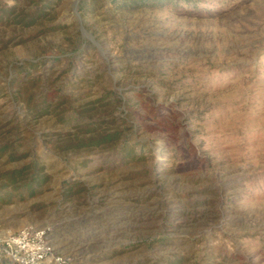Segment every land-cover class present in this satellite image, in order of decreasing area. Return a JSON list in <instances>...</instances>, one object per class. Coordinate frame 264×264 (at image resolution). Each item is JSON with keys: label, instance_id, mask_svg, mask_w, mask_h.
Instances as JSON below:
<instances>
[{"label": "rangeland", "instance_id": "374dc122", "mask_svg": "<svg viewBox=\"0 0 264 264\" xmlns=\"http://www.w3.org/2000/svg\"><path fill=\"white\" fill-rule=\"evenodd\" d=\"M27 230L41 264H264V0H0V264Z\"/></svg>", "mask_w": 264, "mask_h": 264}, {"label": "built area", "instance_id": "2783aa9c", "mask_svg": "<svg viewBox=\"0 0 264 264\" xmlns=\"http://www.w3.org/2000/svg\"><path fill=\"white\" fill-rule=\"evenodd\" d=\"M39 234L23 231L11 235L3 241L2 251L12 262L17 264H41L48 256V252L36 243Z\"/></svg>", "mask_w": 264, "mask_h": 264}, {"label": "trees", "instance_id": "16d2710c", "mask_svg": "<svg viewBox=\"0 0 264 264\" xmlns=\"http://www.w3.org/2000/svg\"><path fill=\"white\" fill-rule=\"evenodd\" d=\"M14 10H11V11H9V13H12ZM40 14H42V16H45L43 13H42V11L41 12H39L36 16L35 15H33V16H31L30 15V20H28V21H30V22H35L38 18H39V15ZM42 16H40V17H42ZM120 137V135H119V133H116V134H112V135H105V136H102V137H100V138H97V139H92L91 140V144H97V145H100V144H107V143H109V142H111V141H113V140H115V139H117V138H119ZM34 169V168H36L35 167V164H32V165H28V166H26V167H23L22 169H20V170H18V171H13V172H11V173H9L8 175H6L7 176V178L11 181V182H15V176H22L23 175V173H24V171L25 170H27V169ZM24 180V179H23ZM36 179L35 178H33V179H31V182L30 181H25V183H24V185H23V187L24 188H27L31 193H30V195H32L33 193H35V190H36Z\"/></svg>", "mask_w": 264, "mask_h": 264}, {"label": "water", "instance_id": "95a60500", "mask_svg": "<svg viewBox=\"0 0 264 264\" xmlns=\"http://www.w3.org/2000/svg\"><path fill=\"white\" fill-rule=\"evenodd\" d=\"M85 33V32H84Z\"/></svg>", "mask_w": 264, "mask_h": 264}]
</instances>
